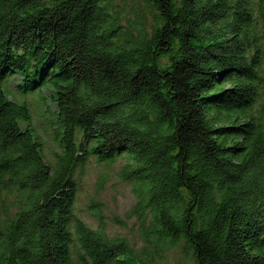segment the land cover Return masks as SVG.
I'll list each match as a JSON object with an SVG mask.
<instances>
[{"label": "trees", "instance_id": "obj_1", "mask_svg": "<svg viewBox=\"0 0 264 264\" xmlns=\"http://www.w3.org/2000/svg\"><path fill=\"white\" fill-rule=\"evenodd\" d=\"M143 2L131 20L117 0H0V264H156L174 247L264 264V0ZM8 82L53 105V165ZM89 157L125 159L139 247L99 210L95 228L75 215Z\"/></svg>", "mask_w": 264, "mask_h": 264}, {"label": "rangeland", "instance_id": "obj_2", "mask_svg": "<svg viewBox=\"0 0 264 264\" xmlns=\"http://www.w3.org/2000/svg\"><path fill=\"white\" fill-rule=\"evenodd\" d=\"M123 8V16L134 20L136 15L143 12V0H117ZM146 16L150 18L148 11ZM14 82H8L6 90L10 98L16 101H27L30 108V124L36 134L45 161L53 165L56 154L61 148L56 140V127L53 119V105L48 100L41 98L38 92L19 94L15 92ZM40 93L45 95L46 89ZM123 157H118L112 162H98L96 158L89 157L82 166H77L74 171L76 181L73 211L84 223L95 228L98 218L97 210L102 215L106 232L110 236L124 237L139 247L142 244L140 221L131 208L135 203L132 184L121 176ZM157 258L156 264H193L180 248H170Z\"/></svg>", "mask_w": 264, "mask_h": 264}]
</instances>
